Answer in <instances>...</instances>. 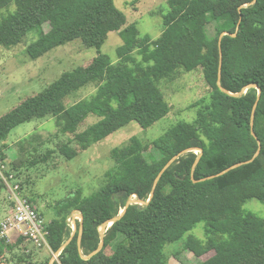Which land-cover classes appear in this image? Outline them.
Here are the masks:
<instances>
[{
  "label": "trees",
  "instance_id": "1",
  "mask_svg": "<svg viewBox=\"0 0 264 264\" xmlns=\"http://www.w3.org/2000/svg\"><path fill=\"white\" fill-rule=\"evenodd\" d=\"M167 5L162 31L152 38L127 23L114 0H0V12L8 11L0 17V47L15 46L37 29L39 36L26 48L33 59L75 40L97 50L88 64L64 71L0 115V141L21 123L55 117L61 134H73L58 147L72 159L131 121L147 129L168 116L171 105L161 79L174 81L180 71L201 67L209 87L190 104L193 119L177 121L150 143L132 136L111 150L115 164L99 189L89 195L76 190L58 203L56 217L45 221L51 253L59 252L52 264H166L171 243L197 257L213 252L195 264H264V216L244 208L251 199L264 204V0H167ZM211 22L213 35L207 30ZM112 31L122 40L117 62L101 50ZM90 84L96 91L89 98L67 104ZM90 114L99 119L78 130ZM3 151L0 146V166ZM28 152L30 160L21 156L3 170L20 179L21 166L45 163L55 151ZM237 163L242 164L230 168ZM132 197L149 201L127 205ZM122 209L104 232L102 248L86 258L98 248L100 227ZM74 210L82 220L71 235L67 217ZM201 222L203 238L192 232ZM26 241L33 244L24 236L0 244V259ZM14 256L17 263L40 264L26 250Z\"/></svg>",
  "mask_w": 264,
  "mask_h": 264
},
{
  "label": "rangeland",
  "instance_id": "2",
  "mask_svg": "<svg viewBox=\"0 0 264 264\" xmlns=\"http://www.w3.org/2000/svg\"><path fill=\"white\" fill-rule=\"evenodd\" d=\"M114 2L126 14L127 23H136L141 36L149 35L156 38L160 35L163 27L162 15L168 10L167 0H114ZM12 7L14 5L10 9ZM6 13H8L7 10H2L0 17ZM47 28L45 25L44 29L47 30ZM207 30L210 35H213L215 22L209 23ZM38 36V30L32 29L17 45L0 47V115L6 113L23 98L41 92L64 71L71 70L78 65L88 64L97 53L95 47H85L80 40H75L54 47L42 56L33 59L28 55L26 48ZM121 43L118 32L112 31L101 50L117 62L116 48ZM159 85L171 105V111L168 116L160 119L153 126L144 129L135 121H131L107 138L93 143L85 150H80L76 157L67 159L59 152L58 147L72 138L73 134H61L55 117L34 119L17 125L5 140L0 141L6 157L0 168L12 169V163L17 162L16 160L21 156L24 159L22 161L30 160L31 153L29 154L28 151H32L34 147H41L42 152L49 148L54 149V154L45 163L34 167L21 166L18 169L20 180L23 182L22 192L36 205L44 220L50 221L56 217L58 203L71 192L77 190L84 195H89L104 184L105 172L115 164L110 157L113 148L125 145L132 136L139 137L144 143H150L177 121L193 119L195 109L190 108V104L209 92L201 67L193 71H180L174 81L161 79ZM95 91L94 84L81 88L74 93V96H70L67 104L89 98ZM98 119L96 115L90 114L78 130H83ZM71 145L80 149L75 142ZM148 152L155 156L159 154L155 148H151ZM132 200L139 201L136 197H132L129 201ZM9 208L10 203L4 188L0 190V222L7 215ZM244 208L264 216V204L256 199L246 202ZM123 211L125 209H122L120 213ZM74 212L77 211L74 210L68 217ZM78 214L82 220L81 213L78 212ZM203 227V223H199L194 227L193 234L203 238ZM75 229L76 224L71 227L72 234ZM23 245L26 247L24 248ZM24 250L30 254L33 263L43 264L48 258L52 259V256L56 259L57 255V252L52 254L50 248H38L26 241L14 252H6L0 259V264H21L16 262L14 254H20ZM165 251L167 253L166 264H195L213 253L210 251L197 257L192 251L181 249L179 243L168 244Z\"/></svg>",
  "mask_w": 264,
  "mask_h": 264
},
{
  "label": "built area",
  "instance_id": "3",
  "mask_svg": "<svg viewBox=\"0 0 264 264\" xmlns=\"http://www.w3.org/2000/svg\"><path fill=\"white\" fill-rule=\"evenodd\" d=\"M0 168V178L7 191L10 208L0 222V244H9L18 236H24L38 248H50L47 242L45 220L38 208L22 194L20 179L15 172L6 173ZM80 220L79 214L67 218L69 226ZM59 252H57L56 258Z\"/></svg>",
  "mask_w": 264,
  "mask_h": 264
},
{
  "label": "water",
  "instance_id": "4",
  "mask_svg": "<svg viewBox=\"0 0 264 264\" xmlns=\"http://www.w3.org/2000/svg\"><path fill=\"white\" fill-rule=\"evenodd\" d=\"M223 35V34H222ZM221 89L222 90H225L223 87H221ZM238 95V94H237ZM252 124H253V122H252ZM253 134L255 135V133L253 132ZM187 151H189V149H187V150H183L182 152H180L178 155H176V156H174L171 160H169L168 161V163L165 165V167L163 168V170L164 169H166L176 158H178V156L179 155H181V154H183V153H185V152H187ZM243 163V162H242ZM242 163H237V164H235V165H233L232 167H230V168H234V167H237V166H239V165H241ZM230 168H228V169H230ZM227 169V170H228ZM223 172H225V171H223ZM223 172H220V173H218V174H222ZM217 174V175H218ZM215 175H210L208 178H211V177H214ZM148 201H149V199L147 200V201H143V200H139L138 202H136L135 200L133 201H129V202H127V205H129V204H131V203H133V202H136V203H139V204H143V203H148ZM123 213H124V211L123 212H121L118 216H116L115 218H113L109 223H104L103 224V226H102V229L100 230L101 231V241H100V243H99V245H98V248L96 249V250H94L90 255H92V254H95L96 252H98L101 248H102V246H103V236H104V232L107 230V228L113 223V221L114 220H116V219H118V218H120L122 215H123ZM81 219H82V214H81ZM81 233H82V226L80 227V230H79V243H80V238H81ZM67 244V242L62 246V248L65 246Z\"/></svg>",
  "mask_w": 264,
  "mask_h": 264
},
{
  "label": "crops",
  "instance_id": "5",
  "mask_svg": "<svg viewBox=\"0 0 264 264\" xmlns=\"http://www.w3.org/2000/svg\"><path fill=\"white\" fill-rule=\"evenodd\" d=\"M38 211H39V210H38ZM75 214H78V211H77V212H74V213H72V215H71V216H73V215H75ZM77 221H81V220H77ZM77 221H74L73 225H74V224H76V225H77ZM75 230H76V229H75ZM74 232H75V231H74ZM73 234H74V233H73ZM73 234H71V235H73ZM69 240H70V239H68L66 242L68 243V242H69ZM66 242H65V243H66ZM65 243H64V244H65ZM64 244H63V245H64ZM92 255H93V254H92ZM89 256H90V255H89ZM54 260H55V259H54V258H53V256H52V259H50V262H49V264H52V262H53Z\"/></svg>",
  "mask_w": 264,
  "mask_h": 264
}]
</instances>
